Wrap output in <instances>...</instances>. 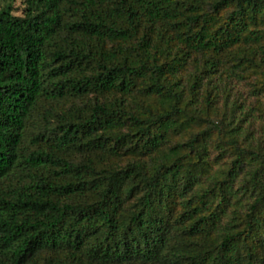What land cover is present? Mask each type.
I'll return each instance as SVG.
<instances>
[{
  "label": "trees",
  "instance_id": "obj_1",
  "mask_svg": "<svg viewBox=\"0 0 264 264\" xmlns=\"http://www.w3.org/2000/svg\"><path fill=\"white\" fill-rule=\"evenodd\" d=\"M22 1L0 0V264H264L238 87L264 91V0Z\"/></svg>",
  "mask_w": 264,
  "mask_h": 264
},
{
  "label": "rangeland",
  "instance_id": "obj_2",
  "mask_svg": "<svg viewBox=\"0 0 264 264\" xmlns=\"http://www.w3.org/2000/svg\"><path fill=\"white\" fill-rule=\"evenodd\" d=\"M3 4V3H1ZM14 7H15V12L18 15H21L23 13V1L22 0H15L14 2ZM249 82H242L240 85H238L239 88H241V91L244 93V95L247 97L246 101V105H253L251 106V110L253 112V114L256 116V130L260 129L261 134L263 133L264 135V128L261 129V125H264V123H259V122H264V91H262L261 93H255L254 89V80L253 79H249ZM228 97V94L225 91H221V95L219 98L218 103L216 104V106L218 107V113L219 116L218 117H222V115L224 113H229L230 109V105H228L226 103V98ZM238 97V92L236 89L232 90L229 96V101L233 102L234 100H237ZM237 106V105H236ZM235 106V107H236ZM232 107V105H231ZM237 112L241 113L242 116H244V110L240 111V109H236ZM263 119V121L261 120ZM251 119H248L246 123H244V127H246L249 123ZM201 128V126H195L194 128H192L193 131H197ZM187 133V132H186ZM188 134H186L187 136ZM256 136H259L258 133H256ZM213 138L215 141H213V143L210 146V151L212 152L211 157H217L219 155V151L216 150L215 145H217V143L219 142L218 140V133H216L215 135H213ZM231 151H227L224 155H226L225 161L229 162L231 160ZM229 160V161H228Z\"/></svg>",
  "mask_w": 264,
  "mask_h": 264
}]
</instances>
